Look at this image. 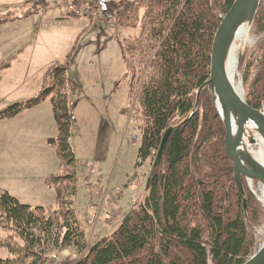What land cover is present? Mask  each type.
I'll return each mask as SVG.
<instances>
[{"label": "trees", "instance_id": "1", "mask_svg": "<svg viewBox=\"0 0 264 264\" xmlns=\"http://www.w3.org/2000/svg\"><path fill=\"white\" fill-rule=\"evenodd\" d=\"M104 1L116 9L119 25L140 29L121 42L142 119L139 165L155 158L172 127L165 153L130 218L89 246L87 225L70 199L77 174L69 90L76 94L78 86L65 65L50 66L41 92L0 111V119L51 96L58 135L49 143L57 149L60 171L50 174L47 183L56 190L57 205L31 206L0 187V226L11 231L0 240L9 252L0 257V264H243L258 250L254 229L264 223V209L245 183L244 196L239 190L210 88L201 93L195 108L198 89L210 77L216 32L234 0ZM253 29L261 38L249 57L245 48L240 64L244 99L262 109L264 0ZM8 66L1 64L0 70ZM69 248L80 258L56 260L49 255Z\"/></svg>", "mask_w": 264, "mask_h": 264}, {"label": "rangeland", "instance_id": "2", "mask_svg": "<svg viewBox=\"0 0 264 264\" xmlns=\"http://www.w3.org/2000/svg\"><path fill=\"white\" fill-rule=\"evenodd\" d=\"M77 8L80 15L73 13ZM139 31L119 25L116 9L104 0H0V65L9 64L0 70V111L36 97L53 64L65 65L78 86L76 94L69 90L70 142L77 174L76 193L70 199L87 225L89 246L111 235L144 197L155 159L139 165L142 119L121 46ZM248 34L247 40L235 41V79L243 96L240 61L245 48L249 47V57L261 38L254 29ZM57 135L51 96L14 117L0 119V187L18 195L22 203L55 207L56 190L47 178L60 171L57 149L49 143ZM248 137L257 139L253 134ZM256 144L253 148L258 149ZM243 183L264 209L261 184L246 178ZM10 233L0 226V240ZM254 233L259 249L264 223ZM49 255L56 260L80 258L72 248L54 249ZM8 256L0 246V257Z\"/></svg>", "mask_w": 264, "mask_h": 264}, {"label": "water", "instance_id": "3", "mask_svg": "<svg viewBox=\"0 0 264 264\" xmlns=\"http://www.w3.org/2000/svg\"><path fill=\"white\" fill-rule=\"evenodd\" d=\"M260 2L261 0H234L231 8L222 18L213 42L210 77L198 89L195 106L196 108L198 105L201 93L206 88H210L225 126V149L234 163L235 179L243 196L245 190L242 177L247 180H255L264 186V164L258 162L247 150L242 148L247 134L246 126L249 123L256 125L258 133L264 140V108L256 109L250 106L245 101L243 94L238 93L230 80L227 64L238 31L245 25L248 28L251 27ZM172 130V127L169 128L163 136L145 190L149 187L151 175L162 160ZM248 141L249 144L256 143L254 137H248ZM244 209H247L246 198H244ZM132 212L133 210L125 216L122 223L130 218ZM99 243L95 244L93 249ZM243 264H264V241L257 252Z\"/></svg>", "mask_w": 264, "mask_h": 264}, {"label": "bare ground", "instance_id": "4", "mask_svg": "<svg viewBox=\"0 0 264 264\" xmlns=\"http://www.w3.org/2000/svg\"><path fill=\"white\" fill-rule=\"evenodd\" d=\"M249 29L248 26H243L240 28V30L237 33L236 36V41L237 40H242L245 41L248 39L249 36ZM236 52H237V46L234 43V45L232 46L231 50H230V54H229V58H228V74L230 76V80L232 81L235 89L238 91L239 94H243V89H242V85L240 82H236L235 79V72H236V68H237V56H236ZM246 133L247 134H253L257 136L256 139V145L258 146V149H255L256 147L253 148V146H255L254 144H249L248 138H247V134L245 136L244 142H243V146L242 148L247 150L256 160H258V162L264 164V140L261 137V135L258 133L257 129H256V125L253 123H249L246 126ZM249 146V149H248ZM252 183V180H250ZM261 184V183H260ZM262 187V192L260 195V200L264 205V186L261 184Z\"/></svg>", "mask_w": 264, "mask_h": 264}, {"label": "built area", "instance_id": "5", "mask_svg": "<svg viewBox=\"0 0 264 264\" xmlns=\"http://www.w3.org/2000/svg\"><path fill=\"white\" fill-rule=\"evenodd\" d=\"M73 13L74 14H76V15H80L81 13H82V10H80L79 8H77V9H75L74 11H73ZM96 12L94 11L93 12V14H95ZM96 15H97V13H96ZM156 153H154V155H155Z\"/></svg>", "mask_w": 264, "mask_h": 264}, {"label": "crops", "instance_id": "6", "mask_svg": "<svg viewBox=\"0 0 264 264\" xmlns=\"http://www.w3.org/2000/svg\"><path fill=\"white\" fill-rule=\"evenodd\" d=\"M2 188V187H1ZM2 189H4V190H7L8 191V189L7 188H2ZM10 192V191H9ZM12 195H14V196H16L18 199H19V196L18 195H16L15 193H13V192H10ZM29 205V204H28Z\"/></svg>", "mask_w": 264, "mask_h": 264}]
</instances>
